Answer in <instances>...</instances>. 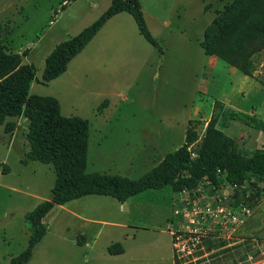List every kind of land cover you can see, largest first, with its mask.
<instances>
[{"label":"rangeland","instance_id":"rangeland-1","mask_svg":"<svg viewBox=\"0 0 264 264\" xmlns=\"http://www.w3.org/2000/svg\"><path fill=\"white\" fill-rule=\"evenodd\" d=\"M233 1L139 0L159 48L144 40L125 13L46 85L41 79L48 54L91 25L110 0H0V45L34 67L30 94L52 96L63 116L89 122L86 173L137 180L185 146L189 127L196 139L186 151L195 158L212 117L237 149H264V132L232 120L218 123L227 107L264 122V49L249 59L247 76L205 56L200 46L206 28ZM11 121L16 127L10 134L0 126V264L26 248L24 216L50 198L55 180L51 165L27 158L28 121ZM208 206L224 213L208 215ZM233 216L239 222L230 225ZM43 223L46 233L25 264H238L253 245L264 247V184L248 175L242 186L232 187L218 173L216 184L204 178L177 192L146 190L122 204L86 196L54 206ZM188 231L196 252L180 263L171 244ZM113 244L124 253L108 255Z\"/></svg>","mask_w":264,"mask_h":264},{"label":"trees","instance_id":"trees-1","mask_svg":"<svg viewBox=\"0 0 264 264\" xmlns=\"http://www.w3.org/2000/svg\"><path fill=\"white\" fill-rule=\"evenodd\" d=\"M120 13L129 14L144 40L159 48L147 28L139 0H110L108 8L91 25L56 45L48 54L41 83L46 85L64 74L71 60L84 50L109 19ZM200 46L205 56L216 57L248 76L249 59L264 49V0H234L227 5L206 28ZM34 79V67L24 64L19 55L7 53L0 45V126L10 134L16 127L12 119H26L27 158L51 165L55 173L50 198L25 214L28 243L9 264L27 263L33 248L46 233L43 223L46 215L54 206L73 200L105 196L122 204L146 190L170 187L177 192L194 187L204 178L216 184L218 173H224L226 183L231 186H242L248 175L264 184V149L252 152L237 149L235 141L217 128L215 117L208 122L193 159L186 147L195 141L196 134L189 127L185 146L166 155L137 180L120 175L86 173L89 122L78 116H63L58 100L52 96L30 94ZM230 120L264 132V122L258 118L230 107L224 108L218 123L226 126ZM107 252L118 255L123 249L119 244H113Z\"/></svg>","mask_w":264,"mask_h":264},{"label":"built area","instance_id":"built-area-1","mask_svg":"<svg viewBox=\"0 0 264 264\" xmlns=\"http://www.w3.org/2000/svg\"><path fill=\"white\" fill-rule=\"evenodd\" d=\"M210 182V181H209ZM229 185V184H228ZM231 186V185H230ZM236 187V186H232ZM222 215L224 213L223 207H218L215 212L211 210V207L208 206L206 209V214L208 215ZM226 217V216H225ZM239 220L236 216H233L229 222V224H237ZM228 223H224L222 228L224 230H227ZM231 231H234V228H231ZM174 233L171 231V236ZM194 233L191 231H188L187 233L182 232L175 235L174 239L172 240V251L174 258L179 261L180 263L182 261H186L190 258L194 259V254L196 252L195 244L193 243L196 238H191V236ZM197 242V241H196ZM182 264V263H181ZM238 264H264V247L259 246L258 244L253 245V250L249 254H247V257L244 261L238 263Z\"/></svg>","mask_w":264,"mask_h":264},{"label":"crops","instance_id":"crops-1","mask_svg":"<svg viewBox=\"0 0 264 264\" xmlns=\"http://www.w3.org/2000/svg\"><path fill=\"white\" fill-rule=\"evenodd\" d=\"M124 14L125 13H120V14H117V15H115L114 17H112L111 19H109L106 23H105V25L103 26V28L95 35V37L91 40V42L84 48V50L81 52V53H79L76 57H78V56H80V54H84V52H85V50H88V48L93 44L92 42H94V40H95V38L98 36V34H101L102 32H104V30L108 27V26H110L116 19H119V18H124L123 16H124ZM121 31V30H120ZM109 32H112V31H109ZM72 61V60H71ZM70 64V63H69ZM67 71V70H66ZM63 75V74H62ZM58 79V78H57ZM56 80V79H55ZM52 82V81H51ZM41 201H43V200H41ZM61 206H63V205H61ZM85 221H87L88 223L90 222V223H93V224H95L94 222H96V221H94V220H92V219H85ZM98 224H100V222L98 221L97 222ZM101 224H110V225H114V224H112L111 222H106V221H101ZM119 226H122L123 228H127L125 225H119ZM169 227H171L170 225L167 227V233L169 234V235H171V232L169 231ZM78 244L80 243V242H77ZM120 245V244H119ZM172 245V244H171ZM121 246V245H120ZM122 247V246H121ZM108 249V248H107ZM123 249V248H122ZM108 253V252H107ZM124 253V249H123V252L121 253V254H118V255H122ZM172 253H173V251H172ZM108 255H110L109 253H108ZM110 256H117V255H110ZM173 259H174V256H173ZM173 264H174V262H173Z\"/></svg>","mask_w":264,"mask_h":264}]
</instances>
